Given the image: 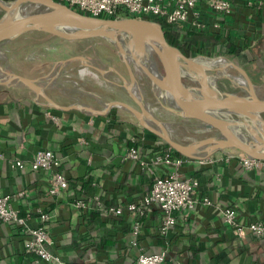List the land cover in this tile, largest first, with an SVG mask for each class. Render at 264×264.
Listing matches in <instances>:
<instances>
[{
  "label": "crops",
  "instance_id": "1",
  "mask_svg": "<svg viewBox=\"0 0 264 264\" xmlns=\"http://www.w3.org/2000/svg\"><path fill=\"white\" fill-rule=\"evenodd\" d=\"M250 12L245 9L246 26L263 34L264 9L252 12L256 18ZM89 107L97 113L53 108L25 85L0 83V197L13 196L12 206L21 215H29L30 228L42 224V212L52 216L53 252L68 264H135L141 249L147 253L166 250L185 264H264V236L248 233L239 238L223 221V209L228 207L237 211L244 224L264 219V170L247 171L235 159L227 160L233 150L214 154L212 163L189 159L183 163V176L200 182L197 199L208 198L211 204L199 202L193 210L177 214L166 234L160 230L164 214L156 208L141 217L126 209L122 217L97 215L82 222L79 212L64 204L87 186L93 190L91 203L98 196L108 207H126L140 203L155 175L173 170L160 166L151 167V172L128 156L129 141L138 142L145 160L154 156L152 148L164 145L129 110L114 106L101 113L106 105ZM41 150L57 151L61 171L77 183L63 190L56 203L47 194L49 173L31 168ZM14 160L22 161L25 169L12 167ZM137 221L140 232L134 247L131 240ZM28 239L21 226L0 224V264H34L25 250Z\"/></svg>",
  "mask_w": 264,
  "mask_h": 264
},
{
  "label": "water",
  "instance_id": "2",
  "mask_svg": "<svg viewBox=\"0 0 264 264\" xmlns=\"http://www.w3.org/2000/svg\"><path fill=\"white\" fill-rule=\"evenodd\" d=\"M35 5L31 11L24 10ZM0 8L5 12L0 20V45L9 43L25 34L43 32L61 37L67 41L100 38L108 40L117 49L125 63L129 79L116 69L123 80V87L139 109L120 101H111L101 113L118 106L129 110L148 131L162 140L172 150L189 160H202L225 151H237L251 159L264 160V98L259 97L247 73L239 68L248 82V95H238L217 90L209 80L204 66L195 58L188 57L171 45L163 26L146 19L99 18L86 15L56 0H0ZM151 52L154 67L146 65L145 56ZM158 56L163 74L157 70L152 56ZM79 60L84 66L101 74L107 73L89 61L85 56H74L63 61ZM134 63L160 91L162 103L168 111L185 120H192L195 126L210 132V135L192 142H181L174 138L165 124L147 108L142 98L133 93L137 85ZM6 76L2 84L16 81L34 91L37 96L45 97L47 105L62 110L82 109L97 113L93 108L73 104L63 107L56 104L45 93L40 79H34L0 68ZM185 72L196 79L199 87L188 86L184 82Z\"/></svg>",
  "mask_w": 264,
  "mask_h": 264
},
{
  "label": "built area",
  "instance_id": "3",
  "mask_svg": "<svg viewBox=\"0 0 264 264\" xmlns=\"http://www.w3.org/2000/svg\"><path fill=\"white\" fill-rule=\"evenodd\" d=\"M82 13L99 18H125L146 19L151 21H164L170 30L179 37L185 32L220 33L244 46L248 40L250 45L257 41L258 34L246 26L245 9H250L253 18L255 13L264 9V0H56ZM250 17V15H247ZM250 20L252 18L250 17ZM233 25H235L233 27ZM252 31V32H250ZM248 32L253 36L249 37ZM128 156L153 172L154 167L170 166L172 171L164 175H155L150 190L143 196L140 203H131L124 206L109 207L107 214L119 216L124 210L137 212L144 216L148 209L156 208L164 214L161 233L166 234L176 223V215L196 208L197 203L210 205L208 198L197 199L200 182L193 177H186L180 171L181 166L188 159L173 156L169 148L162 154L142 159L138 150L132 148ZM235 159L247 171L260 172L264 170V160L251 159L237 151L229 154L227 160ZM201 163H212L211 157L200 160ZM61 159L52 150L38 151L31 163L33 170H44L50 175L48 191L52 196H59L67 188L68 181L60 170ZM12 167L23 170L25 165L20 160H14ZM153 167V168H151ZM13 196L0 197V224L18 225L23 228L29 239L25 242L26 253L32 258L34 264H68L61 256L51 250L53 241L49 231L43 223L49 220L46 214L41 215L42 224L36 228L27 225L29 215L21 213L12 206ZM102 208L101 199L95 196L92 199ZM84 208L85 203L79 202ZM224 224L239 238L248 233L256 237L264 236V219H256L248 224L242 223L237 211L228 207L223 209ZM140 232L139 221L135 222L131 244L136 247ZM16 264V263H9ZM135 264H185L175 257H171L166 250L157 253H147L141 249Z\"/></svg>",
  "mask_w": 264,
  "mask_h": 264
},
{
  "label": "rangeland",
  "instance_id": "4",
  "mask_svg": "<svg viewBox=\"0 0 264 264\" xmlns=\"http://www.w3.org/2000/svg\"><path fill=\"white\" fill-rule=\"evenodd\" d=\"M34 8L36 6L31 5L24 12ZM4 14L5 12L0 8V20ZM74 56L87 57L91 63L106 70L107 73L101 74L95 69L88 68L79 60L63 63L64 60ZM152 56L158 72L162 75L163 70L154 51ZM187 56L195 58L199 64L205 67L210 83L217 90L248 95L246 89L248 85L241 84V81L246 79L237 66L245 72L247 67L240 61L228 59L221 52ZM131 64L137 77V85L133 89V93L143 99L149 111L153 112L165 124L167 130L169 129L168 132L174 138L188 143L210 135V132H204L196 127L194 121L185 120L165 109L163 105L166 104V101L161 99L160 91L134 63ZM0 68L7 72L40 79L45 93L49 97L52 96L56 104L59 102L63 105L82 104L101 109L111 101H120L139 109L137 103L123 87L121 77L109 70L114 68L129 79L125 63L118 55L115 46L108 40L94 38L67 41L55 35L25 34L9 43L0 45ZM184 75V82L188 86L199 87L196 79L191 78L187 72ZM5 76L6 74L0 70V77L4 78ZM253 85L255 93L264 98V83L256 80V84L253 83ZM60 95L61 99L58 97ZM160 100L164 103L163 105ZM262 117L264 118V113Z\"/></svg>",
  "mask_w": 264,
  "mask_h": 264
},
{
  "label": "trees",
  "instance_id": "5",
  "mask_svg": "<svg viewBox=\"0 0 264 264\" xmlns=\"http://www.w3.org/2000/svg\"><path fill=\"white\" fill-rule=\"evenodd\" d=\"M6 1H13V0H6ZM108 18H112V17H108ZM158 23H160L163 26L164 31L171 45L181 50L184 54L190 55V54H199V53L221 52L225 54V56L228 59L240 61L243 65H245L247 67L245 68L246 73L248 74L251 81H253L252 83L256 84V80L258 82L264 83V79H263V76H264V33L257 36V41L254 45H250V41L248 40V42L244 46H241L237 42L233 41V39H230L229 37H225L224 35L218 32L216 33H201V32H196V31L185 32L181 35V37H179L178 34H175L174 32L170 30V28L164 21H158ZM31 34H35L38 36L39 35L40 36H43V35L50 36L51 35V34L42 33V32H33ZM132 148H135L136 150L139 151L138 142L133 143L132 141H129L128 149L130 150ZM169 148L170 147L168 145L164 144L160 148H152L153 150L151 154H153L154 156L159 155L167 151ZM53 152L60 158L59 153L57 151L53 150ZM173 156L179 157L181 155L173 150ZM60 170H61V165H60ZM66 178L68 181V186L66 189H68L72 187L75 182L72 181L67 176ZM76 184L77 183H75V185ZM47 194L50 195L49 191ZM50 196L52 199L54 198L53 199L54 203L58 201L56 199L57 196H52V195ZM92 196H93V190H92L91 185H89L86 187L85 192H83L82 194H79L77 197H74L68 200V202H66L64 205L68 209L72 207V209L74 208V211L75 210L78 211L80 215L79 219L82 222H84L86 218H89L90 216L91 217H96L97 215L102 216V217L113 216L105 212V209H108L109 207L105 205L103 201H102V208L98 207L96 203H91L90 198ZM79 202L85 203L86 206L84 208L79 207L78 206ZM42 213L49 216V220L43 223V225L49 231L51 239H52V230L49 227L52 216L49 213H44V212ZM124 213L125 212H123V214L119 216L122 217ZM54 253L56 254V252Z\"/></svg>",
  "mask_w": 264,
  "mask_h": 264
},
{
  "label": "bare ground",
  "instance_id": "6",
  "mask_svg": "<svg viewBox=\"0 0 264 264\" xmlns=\"http://www.w3.org/2000/svg\"><path fill=\"white\" fill-rule=\"evenodd\" d=\"M148 53H147V55L145 56V64L146 65H148L150 68H153V69H155V67H154V61H153V59H152V57H151V52H150V50L149 51H147ZM241 84L243 85V86H247L248 85V82H247V80H243V81H241ZM141 92V91H140ZM139 92V93H140ZM169 130V129H168ZM173 130V129H172ZM175 136V135H174Z\"/></svg>",
  "mask_w": 264,
  "mask_h": 264
}]
</instances>
